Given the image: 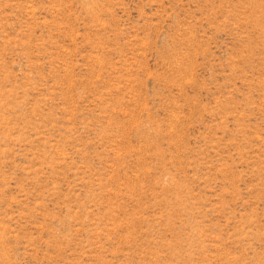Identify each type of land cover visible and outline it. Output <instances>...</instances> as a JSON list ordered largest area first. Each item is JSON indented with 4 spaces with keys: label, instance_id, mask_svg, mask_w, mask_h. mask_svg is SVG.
Listing matches in <instances>:
<instances>
[{
    "label": "rangeland",
    "instance_id": "1",
    "mask_svg": "<svg viewBox=\"0 0 264 264\" xmlns=\"http://www.w3.org/2000/svg\"><path fill=\"white\" fill-rule=\"evenodd\" d=\"M0 264H264V0H0Z\"/></svg>",
    "mask_w": 264,
    "mask_h": 264
}]
</instances>
